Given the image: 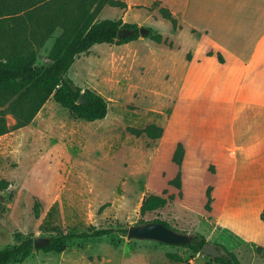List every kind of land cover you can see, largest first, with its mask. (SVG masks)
<instances>
[{
	"label": "rangeland",
	"instance_id": "obj_1",
	"mask_svg": "<svg viewBox=\"0 0 264 264\" xmlns=\"http://www.w3.org/2000/svg\"><path fill=\"white\" fill-rule=\"evenodd\" d=\"M132 1L130 10L125 9L127 4L124 8L104 4L91 12L95 22L110 19L134 24L143 34L126 44L92 46L75 58L66 74L75 86L107 101L106 116L87 122L49 99L30 124L0 136V249L23 238L35 242L26 258L9 264L208 262L207 256L188 248L127 241L122 233L130 226L159 220L179 233L205 238L211 233L210 242L234 252L241 264H264L262 250L227 231L213 230L204 210L206 192L194 188L183 197L181 184L180 188L169 184L180 170L172 161L174 140L163 139V133L155 140L133 133L150 124L164 132L172 117L170 132L177 135L184 120L182 110L173 112L182 70L177 67V80H170L174 59L167 51L176 27L162 18L158 2L147 0V6H139ZM146 28L162 36L161 46L144 37ZM70 31L71 20L64 18L36 50V64L46 65L55 39ZM6 122L13 126L15 120L8 114ZM198 165L203 172L204 161ZM199 182H208L205 173ZM150 195L167 202L141 214L142 202ZM170 195L173 199H168ZM93 229L115 232L102 238L72 239L61 253L39 249L49 237ZM168 254L180 255L183 261H172Z\"/></svg>",
	"mask_w": 264,
	"mask_h": 264
},
{
	"label": "crops",
	"instance_id": "obj_2",
	"mask_svg": "<svg viewBox=\"0 0 264 264\" xmlns=\"http://www.w3.org/2000/svg\"><path fill=\"white\" fill-rule=\"evenodd\" d=\"M124 2L130 10L133 1ZM152 2L168 9L177 25L167 51L174 59L170 80L177 67L182 70L173 112L183 111L184 124L172 136L170 117L162 137L174 140L172 155L177 143L183 145V197L209 188L213 230L264 253V0Z\"/></svg>",
	"mask_w": 264,
	"mask_h": 264
},
{
	"label": "trees",
	"instance_id": "obj_3",
	"mask_svg": "<svg viewBox=\"0 0 264 264\" xmlns=\"http://www.w3.org/2000/svg\"><path fill=\"white\" fill-rule=\"evenodd\" d=\"M104 4L125 7V4L118 0H0V136L30 124L49 99L67 109L75 118L87 122L101 120L106 116L108 105L101 95L90 89H80L66 77L75 58L88 52L92 46L120 45L138 39L140 29L134 24H122L110 19L94 21L95 12L91 11L96 8L97 12ZM159 12L173 27L177 26L168 9L160 8ZM64 18L71 20L70 33L55 39L46 65H37L36 50L42 47ZM119 30H128L130 33L116 39ZM144 37L158 44L162 42V36L150 28H146ZM218 60L223 61L220 55ZM80 96L86 103H76ZM5 105L7 107L2 108ZM8 114L15 120L13 126L7 125ZM132 131L136 135L144 134L153 140L161 138L163 133L162 128L154 124ZM183 156L184 148L179 142L173 152L172 161L180 167ZM169 184L180 188V170ZM168 199H173V196L170 195ZM166 202V198L150 195L143 200L140 212L145 214L157 210ZM211 202L208 188L205 211L211 210ZM154 222L163 223L170 228L164 221ZM114 232L112 229H93L81 233L61 234L42 241L39 249L61 253L72 239L102 238ZM122 233L126 234L127 230ZM193 236L192 242L179 247L200 254L203 245L210 241L201 234ZM16 238H20V235L17 234ZM214 245L223 252V256L215 259L207 256L206 264H241L234 252L223 245ZM33 248L34 241L30 238H23L15 245L3 247L0 249V264L21 261ZM167 257L177 263L183 261L177 254H168Z\"/></svg>",
	"mask_w": 264,
	"mask_h": 264
},
{
	"label": "water",
	"instance_id": "obj_4",
	"mask_svg": "<svg viewBox=\"0 0 264 264\" xmlns=\"http://www.w3.org/2000/svg\"><path fill=\"white\" fill-rule=\"evenodd\" d=\"M130 31L119 30L116 39L122 38L128 35ZM139 34H143V30H139ZM77 104L86 103L85 99L80 96L76 101ZM194 236L187 233H179L171 228H168L163 223L160 222H146L141 225H133L127 229L126 240H147L159 242L169 246H180L187 245L193 241ZM41 244V243H40ZM36 246L34 242V247ZM200 254L204 256L215 258H221L223 252L217 248L213 243L207 242L203 245L200 250Z\"/></svg>",
	"mask_w": 264,
	"mask_h": 264
}]
</instances>
